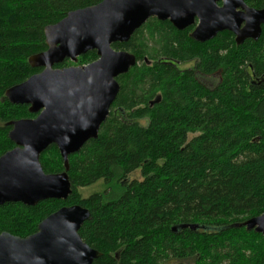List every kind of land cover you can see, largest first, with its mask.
I'll return each instance as SVG.
<instances>
[{
    "label": "trees",
    "instance_id": "16d2710c",
    "mask_svg": "<svg viewBox=\"0 0 264 264\" xmlns=\"http://www.w3.org/2000/svg\"><path fill=\"white\" fill-rule=\"evenodd\" d=\"M101 1L0 0V157L14 148L9 123L35 117L5 92L41 71L28 59L46 50L44 28ZM245 3L260 9L264 0ZM261 29L257 41L241 45L226 31L197 43L190 31L151 19L127 43L113 44L136 65L117 78L97 139L69 156L71 194L0 206V233L28 237L52 213L79 205L90 215L78 234L101 254L92 264H264V237L233 227L264 213ZM95 60L91 51L76 66ZM214 76L215 86L202 82ZM39 161L46 174L64 171L55 146ZM98 183L100 192L82 197Z\"/></svg>",
    "mask_w": 264,
    "mask_h": 264
},
{
    "label": "water",
    "instance_id": "95a60500",
    "mask_svg": "<svg viewBox=\"0 0 264 264\" xmlns=\"http://www.w3.org/2000/svg\"><path fill=\"white\" fill-rule=\"evenodd\" d=\"M153 18L169 21L179 31L197 22L190 35L197 43L226 31L241 45L259 39L264 8H248L244 0H103L45 27L46 50L28 59L31 68L41 71L5 92L10 104L28 106L29 114L36 117L9 123L8 139L14 148L0 157V206L32 207L44 200L67 199L71 194L69 156L97 139L120 90L117 78L136 65L133 54L116 51L112 45L127 43ZM91 51L97 60L90 64L55 68L67 60L76 63ZM50 146L60 154L61 173L42 170L40 155ZM89 215L79 205L62 207L28 237L0 233V264H92L101 254L78 234ZM186 227L199 228H180ZM233 227L264 237V213Z\"/></svg>",
    "mask_w": 264,
    "mask_h": 264
},
{
    "label": "rangeland",
    "instance_id": "374dc122",
    "mask_svg": "<svg viewBox=\"0 0 264 264\" xmlns=\"http://www.w3.org/2000/svg\"><path fill=\"white\" fill-rule=\"evenodd\" d=\"M68 61V60H67ZM78 61V59H77ZM68 64L71 65V66H76L77 62L76 63H73L71 61H68ZM192 65L193 64H188V65H181L180 67L182 69H186V68H192ZM206 86H209V87H213L217 84L218 82V78L216 76L212 77V78H207V79H204L202 81ZM130 179H139V175H138V172L135 173V174H132L130 176ZM103 189L102 185L100 183L96 184V185H93L91 187H88V188H85V189H82L80 190V194L82 195V197H87L89 196L90 194L92 193H97V192H100L101 190Z\"/></svg>",
    "mask_w": 264,
    "mask_h": 264
},
{
    "label": "flooded vegetation",
    "instance_id": "af4514ba",
    "mask_svg": "<svg viewBox=\"0 0 264 264\" xmlns=\"http://www.w3.org/2000/svg\"><path fill=\"white\" fill-rule=\"evenodd\" d=\"M244 3H245V0H244ZM220 5V4H219ZM245 5L248 7V8H251V9H255V10H259V9H256V8H253V7H250V6H248L246 3H245ZM262 8H264V5H263V7H261L260 9H262ZM154 19V18H153ZM149 20H151V19H149ZM154 20H156V19H154ZM158 21V20H157ZM159 22H168L169 24H170V22L169 21H159ZM196 23L197 22H195V25H196ZM171 25V24H170ZM195 25H192V26H190V27H187V28H185L184 30H182V31H190V35H191V33H192V31H193V29L195 28ZM172 26V25H171ZM173 27V26H172ZM174 28V27H173ZM175 29V28H174ZM176 31H179V30H177V29H175ZM232 34V33H231ZM189 35V36H190ZM233 35V34H232ZM233 37H234V35H233ZM235 38V37H234ZM179 66H180V64H179ZM178 66V67H179ZM182 69V68H181ZM35 117H36V115H35ZM34 117V118H35ZM34 118H32V119H34Z\"/></svg>",
    "mask_w": 264,
    "mask_h": 264
}]
</instances>
